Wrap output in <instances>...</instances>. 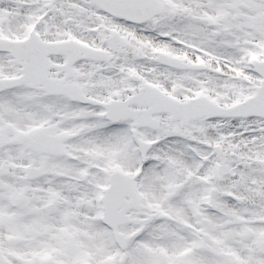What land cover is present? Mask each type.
<instances>
[{"label":"snow or ice","instance_id":"snow-or-ice-1","mask_svg":"<svg viewBox=\"0 0 264 264\" xmlns=\"http://www.w3.org/2000/svg\"><path fill=\"white\" fill-rule=\"evenodd\" d=\"M0 264H264V0H0Z\"/></svg>","mask_w":264,"mask_h":264}]
</instances>
